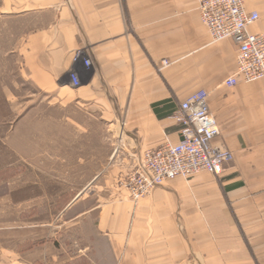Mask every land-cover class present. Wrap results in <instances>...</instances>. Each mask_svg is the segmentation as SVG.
<instances>
[{
	"label": "crops",
	"instance_id": "crops-1",
	"mask_svg": "<svg viewBox=\"0 0 264 264\" xmlns=\"http://www.w3.org/2000/svg\"><path fill=\"white\" fill-rule=\"evenodd\" d=\"M245 8L264 34V0ZM0 16L24 27V74L57 108L49 168L72 173L2 197L0 264H264V80L226 86L238 48L213 43L197 0H0ZM201 90L232 162L134 202L127 178L180 142L174 116Z\"/></svg>",
	"mask_w": 264,
	"mask_h": 264
},
{
	"label": "built area",
	"instance_id": "built-area-1",
	"mask_svg": "<svg viewBox=\"0 0 264 264\" xmlns=\"http://www.w3.org/2000/svg\"><path fill=\"white\" fill-rule=\"evenodd\" d=\"M197 3L201 21L213 43L231 40L238 48L237 72L226 80V86H236L239 79L247 84L264 80V34L250 32L259 14L248 13L245 0H197ZM85 64L89 66L90 61ZM163 64L167 67L169 62L165 60ZM72 79L79 86L78 77ZM208 97L201 90L182 102L174 116L182 125L178 144L148 150L139 158L137 169L126 180L134 202L177 178L189 180L203 172L220 176L224 166L232 162V153L218 142L221 130Z\"/></svg>",
	"mask_w": 264,
	"mask_h": 264
},
{
	"label": "rangeland",
	"instance_id": "rangeland-1",
	"mask_svg": "<svg viewBox=\"0 0 264 264\" xmlns=\"http://www.w3.org/2000/svg\"><path fill=\"white\" fill-rule=\"evenodd\" d=\"M23 31L24 27L12 25L8 18L0 16V205L6 207L8 202L2 197L10 189L13 195L23 198L28 193L34 195L41 187L48 188L50 180H62L64 175L72 174L57 171L55 164L54 170L49 168L56 161L47 158H55L57 148H43L42 144L48 140L57 142L56 138L48 139V133L57 130V108L24 74L22 60L15 50L22 37L18 32ZM28 152L36 157L33 162L38 163L37 168L26 167Z\"/></svg>",
	"mask_w": 264,
	"mask_h": 264
}]
</instances>
